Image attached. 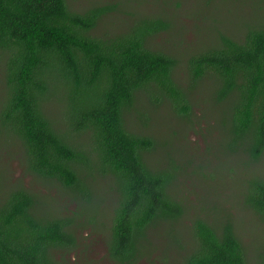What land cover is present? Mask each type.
I'll use <instances>...</instances> for the list:
<instances>
[{"label": "trees", "instance_id": "16d2710c", "mask_svg": "<svg viewBox=\"0 0 264 264\" xmlns=\"http://www.w3.org/2000/svg\"><path fill=\"white\" fill-rule=\"evenodd\" d=\"M119 8L76 12L68 0H0V132L22 148L28 173L60 184L95 213L89 223L100 222L111 190L109 257L135 264L152 232L174 227L186 209L171 191L180 167L167 157L153 161L161 144L130 128L132 114L146 128L148 111L165 106L189 119L194 92L210 82L221 148L244 157L247 168L242 204L264 224V16L241 35L218 32L204 50L180 56L160 45L172 28L162 16L132 14L122 32L97 36ZM226 212L214 206L210 218L192 222L180 264H264V246L251 256ZM78 218L41 214L35 194L11 191L0 202V264H62L58 251L78 244Z\"/></svg>", "mask_w": 264, "mask_h": 264}, {"label": "rangeland", "instance_id": "374dc122", "mask_svg": "<svg viewBox=\"0 0 264 264\" xmlns=\"http://www.w3.org/2000/svg\"><path fill=\"white\" fill-rule=\"evenodd\" d=\"M71 9L83 12L93 6L120 4L121 12L106 17L96 35L122 32L134 18L144 15L162 16L171 22L168 34L159 40L166 50L180 56L204 50L216 39L218 32L233 36L243 34L264 16L258 0H68ZM183 58V57H181ZM181 78L183 69L178 70ZM0 66V94L3 79ZM212 84L205 82L194 92V113L189 119L176 116L169 107L149 110L151 121L146 128L132 114L130 128L138 133L155 136L161 144L154 157L166 164L163 158L177 162L181 172L179 182L172 186V193L182 202L186 214L174 227L155 229L150 244L145 245L144 255L135 264H180L185 252L183 247L190 235L192 222L197 217L210 218L208 211L214 206L227 210L236 219L238 235L251 256L264 246V224L242 204L240 193L244 191L247 168L239 160L224 154V130L217 129L221 112L215 99L209 97ZM209 95V96H207ZM219 116V117H218ZM165 143V145H164ZM264 163V160H263ZM241 165V166H239ZM199 166L202 174L196 173ZM263 166V164H260ZM24 187L35 194L40 202L41 214L57 217L78 218L80 227L75 230L77 246L70 251H58L57 259L62 264H119L109 257L113 193L109 190L107 205H100L97 223L87 221L95 214L86 212L84 204L73 199L60 184H49L27 172L23 163L22 148L0 132V202L7 194ZM110 189V188H109ZM226 212V213H227ZM212 215V214H211ZM180 242V243H179Z\"/></svg>", "mask_w": 264, "mask_h": 264}]
</instances>
